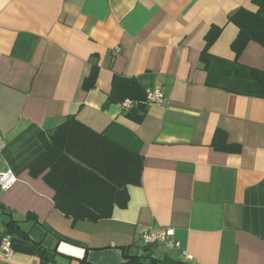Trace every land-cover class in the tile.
<instances>
[{"label": "crops", "instance_id": "obj_1", "mask_svg": "<svg viewBox=\"0 0 264 264\" xmlns=\"http://www.w3.org/2000/svg\"><path fill=\"white\" fill-rule=\"evenodd\" d=\"M240 8L257 10L252 0H0V173L18 177L0 190V264H264V99L208 85L223 71L202 62L216 26L210 55L264 72L263 46L232 47ZM115 75L167 102L147 104L141 122L104 108ZM70 115L144 160L108 218L65 216L31 173ZM159 228H174L180 248L146 251L142 233Z\"/></svg>", "mask_w": 264, "mask_h": 264}, {"label": "trees", "instance_id": "obj_2", "mask_svg": "<svg viewBox=\"0 0 264 264\" xmlns=\"http://www.w3.org/2000/svg\"><path fill=\"white\" fill-rule=\"evenodd\" d=\"M256 11L240 8L229 16L239 34L232 47L237 55L251 41L264 47V0H252ZM221 33L212 27L206 35V50L202 54L204 68L211 72L216 67L221 76L210 73L208 85L232 93L264 99V72L220 62L208 53ZM224 63V64H221ZM99 67L93 66L85 79V90L96 85ZM146 90L136 78L115 75L112 91L104 108L112 104L132 102L127 116L141 122L146 116ZM44 155L31 166L34 176L43 175L44 181L55 191L56 209L65 216L78 220L98 221L111 216L114 206H125L128 186L139 185L143 171V158L96 132L70 115L57 127L46 141ZM151 248H146L149 251ZM128 255L126 254V258ZM155 261L149 256L139 260Z\"/></svg>", "mask_w": 264, "mask_h": 264}, {"label": "built area", "instance_id": "obj_3", "mask_svg": "<svg viewBox=\"0 0 264 264\" xmlns=\"http://www.w3.org/2000/svg\"><path fill=\"white\" fill-rule=\"evenodd\" d=\"M118 51V50H116ZM146 100L149 105H163L167 102L165 93L161 88H150L146 91ZM132 106L130 100L122 104V111L128 112ZM3 149V142L0 135V153ZM18 182V177L10 170L0 173V190L7 191ZM176 231L174 228L148 229L142 233L141 244L145 248L155 246H164L167 249L180 248V242L176 240ZM2 252L7 256L13 255L12 243L10 237H5L2 244Z\"/></svg>", "mask_w": 264, "mask_h": 264}]
</instances>
